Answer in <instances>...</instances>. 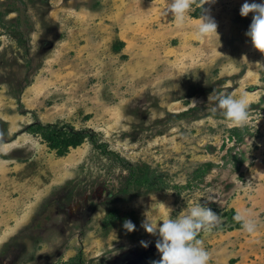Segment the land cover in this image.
I'll return each mask as SVG.
<instances>
[{
    "label": "rangeland",
    "instance_id": "rangeland-1",
    "mask_svg": "<svg viewBox=\"0 0 264 264\" xmlns=\"http://www.w3.org/2000/svg\"><path fill=\"white\" fill-rule=\"evenodd\" d=\"M167 2L0 0V264H153L159 237L143 223L197 201L220 216L198 236L209 264H264L253 13L240 15L245 0L204 4L217 34L201 38L199 3L177 27ZM224 90L245 96V126L212 112ZM38 123L83 141L59 155L29 129ZM245 208L252 234L233 219Z\"/></svg>",
    "mask_w": 264,
    "mask_h": 264
},
{
    "label": "clouds",
    "instance_id": "clouds-1",
    "mask_svg": "<svg viewBox=\"0 0 264 264\" xmlns=\"http://www.w3.org/2000/svg\"><path fill=\"white\" fill-rule=\"evenodd\" d=\"M197 2L201 9L199 24L195 26L197 36L202 38L208 34H217L216 22L211 16L205 15L202 9L204 4L212 3L214 0H168L161 15L167 16L170 13L177 27H183L191 18L193 4ZM249 13H253V16L246 36L250 38L255 49L264 53V0H260L259 3L255 0L251 3L245 0L240 8V15L247 16ZM213 99L215 105L212 112H220L230 122V126L243 127L248 122L249 105L243 94L237 98L224 90ZM212 194L211 190H208L202 196L207 202L214 199ZM233 219L246 233L252 234L257 231L258 221L248 209L237 211ZM219 224L220 216L212 211L207 203L201 204L198 201L175 217H172L170 212L169 218L163 220L162 224L144 222L142 226L145 231L159 237L155 246L161 258L153 261V264H209L210 252L198 236L202 231H212ZM123 226L129 232L136 227L131 220H126ZM141 244L148 247L146 241H142Z\"/></svg>",
    "mask_w": 264,
    "mask_h": 264
},
{
    "label": "trees",
    "instance_id": "trees-1",
    "mask_svg": "<svg viewBox=\"0 0 264 264\" xmlns=\"http://www.w3.org/2000/svg\"><path fill=\"white\" fill-rule=\"evenodd\" d=\"M29 129L38 133L45 139L51 148H55L57 154H65L69 146H77L83 141V135L80 133H69L59 130L50 125L34 124L30 125Z\"/></svg>",
    "mask_w": 264,
    "mask_h": 264
}]
</instances>
